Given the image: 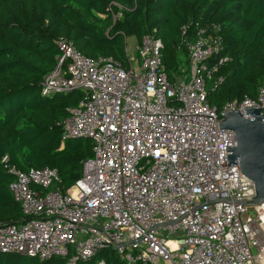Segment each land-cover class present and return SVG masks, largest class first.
<instances>
[{
	"label": "built area",
	"instance_id": "built-area-1",
	"mask_svg": "<svg viewBox=\"0 0 264 264\" xmlns=\"http://www.w3.org/2000/svg\"><path fill=\"white\" fill-rule=\"evenodd\" d=\"M218 32L196 27L184 40L188 69L170 77L151 36L126 55L124 69L56 41L42 92L82 91L61 139L90 138L92 157L63 193L49 190L54 169L11 170L8 191L26 220L0 225V254L73 264L111 249L125 264H259L264 204L239 203L254 196L253 185L237 162L227 166L235 135L218 121L228 110L264 115V86L254 99L208 105L206 83L226 62Z\"/></svg>",
	"mask_w": 264,
	"mask_h": 264
},
{
	"label": "trees",
	"instance_id": "trees-1",
	"mask_svg": "<svg viewBox=\"0 0 264 264\" xmlns=\"http://www.w3.org/2000/svg\"><path fill=\"white\" fill-rule=\"evenodd\" d=\"M206 25L219 27V57H226L206 83L208 105L220 110L254 99L264 86V0H0V225L26 220L8 191L11 170L54 169L58 179L49 190L63 193L92 157L89 139H61V122L82 91L42 92L44 76L56 66L57 40L88 59L110 58L124 69L125 39L138 44L151 36L161 43L160 65L170 77L188 69L184 40ZM99 262L125 264L111 249L73 264ZM66 263L0 254V264Z\"/></svg>",
	"mask_w": 264,
	"mask_h": 264
},
{
	"label": "water",
	"instance_id": "water-1",
	"mask_svg": "<svg viewBox=\"0 0 264 264\" xmlns=\"http://www.w3.org/2000/svg\"><path fill=\"white\" fill-rule=\"evenodd\" d=\"M261 110L264 113V107ZM218 129L235 135V146L225 148L227 166L237 162L240 174L253 185L254 196L239 203L248 207L264 204V115L254 107L245 108L244 117L228 110L219 119Z\"/></svg>",
	"mask_w": 264,
	"mask_h": 264
},
{
	"label": "rangeland",
	"instance_id": "rangeland-1",
	"mask_svg": "<svg viewBox=\"0 0 264 264\" xmlns=\"http://www.w3.org/2000/svg\"><path fill=\"white\" fill-rule=\"evenodd\" d=\"M136 45V42L134 39H131V38H127L125 39V52H126V55L128 57H132L135 55V52H134V46ZM184 69V68H182ZM259 243L261 245V247L264 248V237H260V240H259ZM255 251H252V255H255ZM263 257V256H262ZM259 264H264V257L261 258V260L259 261Z\"/></svg>",
	"mask_w": 264,
	"mask_h": 264
},
{
	"label": "bare ground",
	"instance_id": "bare-ground-1",
	"mask_svg": "<svg viewBox=\"0 0 264 264\" xmlns=\"http://www.w3.org/2000/svg\"><path fill=\"white\" fill-rule=\"evenodd\" d=\"M263 207H264V205H263ZM261 227H262V229L264 231V210H263V213H262V216H261ZM262 256L264 257V254H262ZM262 256H261V258H263Z\"/></svg>",
	"mask_w": 264,
	"mask_h": 264
}]
</instances>
